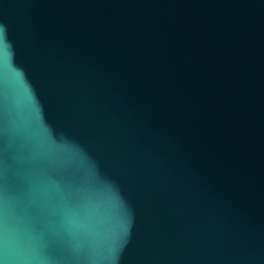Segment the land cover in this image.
<instances>
[{
	"label": "water",
	"instance_id": "95a60500",
	"mask_svg": "<svg viewBox=\"0 0 264 264\" xmlns=\"http://www.w3.org/2000/svg\"><path fill=\"white\" fill-rule=\"evenodd\" d=\"M0 264H264V0H0Z\"/></svg>",
	"mask_w": 264,
	"mask_h": 264
}]
</instances>
